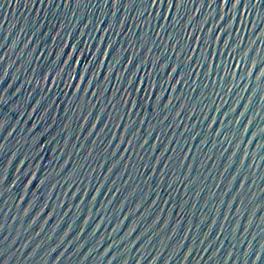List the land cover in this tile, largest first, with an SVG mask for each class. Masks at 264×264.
<instances>
[{
    "label": "water",
    "instance_id": "water-1",
    "mask_svg": "<svg viewBox=\"0 0 264 264\" xmlns=\"http://www.w3.org/2000/svg\"><path fill=\"white\" fill-rule=\"evenodd\" d=\"M173 5L0 0V264H264V0Z\"/></svg>",
    "mask_w": 264,
    "mask_h": 264
},
{
    "label": "snow or ice",
    "instance_id": "snow-or-ice-1",
    "mask_svg": "<svg viewBox=\"0 0 264 264\" xmlns=\"http://www.w3.org/2000/svg\"><path fill=\"white\" fill-rule=\"evenodd\" d=\"M167 2V5L169 3H171L172 5V8L170 9V11H172L173 9V0H166ZM226 2H228V0H226ZM151 4L155 7V6H158L160 4H165V0H151ZM177 7V5L175 4V8ZM219 31V29L217 30ZM225 35H227V32H225ZM102 43L104 44L105 41H104V38L102 40ZM202 43V41H201ZM106 47L108 48H112V44H109L108 42L106 43L105 45ZM69 49H72V53L74 54H70L69 51H67L65 53V51L63 50L62 52H60L59 54L57 53L56 55V59L57 61L59 62V67L60 65H64V64H68V67L70 68L71 67V64L68 63V61H66L65 59L64 60H60V56L61 54H63L65 57H69L70 60L76 64H78L80 67H83L84 65V54L83 55V59H80V60H77V54H81V50H78L77 48V45H73L71 44L70 46H68ZM176 48H180V44L177 43L176 44V47L174 48V50ZM97 51L100 53V55L104 56L105 57V60L104 62L101 64V67L103 68L104 67V64H105V61L108 60L109 58V51L108 52H105L103 51L101 53L100 49H97ZM187 51H192V48L191 46L188 47ZM187 51L184 52V55L186 56L187 55ZM167 61V62H166ZM119 61H117L118 63ZM98 63H100V61H98ZM131 63V60H129V64ZM143 62H141L142 64ZM169 66V61L167 59L163 60V62L160 64V71H163L165 68H167ZM58 67V68H59ZM189 68H191V64L188 65ZM57 68V69H58ZM109 68H112V65L109 64V66L107 67V70ZM57 69L55 71V74L57 72ZM179 69V73H178V76H181V73L184 72V66L183 64H179L177 65L176 67H173V63L171 65V68H170V71L168 73V80L166 81L167 83V87L164 88L163 85H161L160 81L161 79L159 78H156L155 82H153L152 80V75L149 74V73H145L144 75H141L139 78L137 77V72L139 71V65L137 66V69H136V72L135 73H131L128 77H127V85L129 86L128 88L125 89V94L123 97H121L120 101L117 102L115 100V97H116V94H117V90L119 89L118 87L114 88L113 91H112V95H113V99H112V103H119L120 105H123L124 108L127 107L129 109V115H131V111L132 110H135L138 108V106L140 105L141 101L139 99L140 97V94L143 93V103H145V101H149V104L151 105L152 109L154 112L156 113H160L161 112V99L164 97H159L156 95V89L159 88V91L163 90L164 92H166L168 90V88L170 87L172 89L173 87V82L172 81V75L173 74H177V70ZM87 73L89 75L92 74V70L91 68H88L86 69ZM152 71L155 72L156 71V64L155 62H153L152 64ZM67 72V69L64 70V73H62L61 75L63 74H66ZM191 75H195V71H193L191 73ZM87 76V75H86ZM86 76H83L81 77L80 75V72L76 71V76L73 78V79H79V80H82L83 83L86 82V84H89V88L93 87V81L89 82V80L87 79L86 81ZM88 77V76H87ZM190 78V77H189ZM43 80L45 82H47L48 80V76H45L43 77ZM185 82L184 79H181ZM181 80H175L174 82L176 84H180L181 83ZM118 81L120 82L119 78H118ZM52 82L54 83V81L52 80ZM108 82V81H107ZM171 82V83H170ZM75 86V85H74ZM80 91H84L83 88L80 89ZM153 93H155V95L153 96ZM95 95V92L93 93ZM78 98V97H77ZM135 101V102H134ZM172 100H169V104L168 105H164V110H167L168 106L171 104ZM186 106V105H184ZM183 106V107H184ZM124 110V109H123ZM180 114V111H176V115L179 116ZM89 115H91V112L89 113ZM166 118V117H165ZM97 121L99 120V117L96 118ZM130 121V123H129ZM128 121V126L125 127V132L128 131V128L131 127L133 125V121L131 119H129ZM213 122H215V120H213ZM93 128L96 127V124H93L92 125ZM101 131H103V129H101ZM157 139H159V137H157ZM129 143H131V141H129ZM145 143H147V139H145ZM155 148V147H153ZM167 150V149H165ZM161 155H163V153H161ZM23 162V161H22ZM74 166V165H73ZM77 173V171L74 173V175ZM44 181L41 180V183H43ZM28 183H31V180L28 181ZM99 190L97 189V192ZM22 198V197H21ZM93 199H95V197H93ZM257 259H259V256H257Z\"/></svg>",
    "mask_w": 264,
    "mask_h": 264
}]
</instances>
